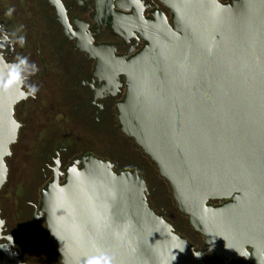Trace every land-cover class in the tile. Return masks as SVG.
I'll list each match as a JSON object with an SVG mask.
<instances>
[{"label":"water","instance_id":"95a60500","mask_svg":"<svg viewBox=\"0 0 264 264\" xmlns=\"http://www.w3.org/2000/svg\"><path fill=\"white\" fill-rule=\"evenodd\" d=\"M164 1L175 29L151 27L148 45L123 62L120 118L207 248L196 250L150 206L142 175L88 155L42 193L62 264H207L211 251L264 264V0ZM22 86L18 66L0 54V190L20 127L14 108L28 96ZM6 238L3 264H28Z\"/></svg>","mask_w":264,"mask_h":264},{"label":"flooded vegetation","instance_id":"af4514ba","mask_svg":"<svg viewBox=\"0 0 264 264\" xmlns=\"http://www.w3.org/2000/svg\"><path fill=\"white\" fill-rule=\"evenodd\" d=\"M13 1L9 7L7 0H0V54L6 62L18 66L23 78L22 88L28 96L14 108V117L20 127L9 157L13 156V149L26 128L31 130L40 116L46 115V111L44 115L38 114V108H51L46 106V96L52 88L53 94L62 95L61 101L55 99L52 108H60L65 119L70 113L69 108L75 121L84 125L93 136L98 135L111 143L108 149L98 148L95 141L94 145L86 143L82 148H75L63 140L55 142V137L49 139L40 155L43 165L39 170L38 192L36 195L31 193L27 199L29 226L33 232L47 235L49 240L46 213L42 209L43 191L55 178L59 184L64 183L68 170L81 168L80 160L92 155L110 161L116 172L130 170L142 175L150 206L164 215L196 250H205V237L191 225L190 217L179 209L170 182L161 175L156 162L123 130L120 118V106L128 93L127 77L120 72L121 66L148 45L151 27L164 26L166 21L175 29L172 8L164 0ZM218 1L221 4L232 2ZM28 103L37 110L32 107L29 110ZM103 148L106 149L104 152H98ZM9 157L6 158L8 168ZM167 186L172 191L179 217L174 211L169 213L167 210V200L163 198V188ZM222 202L213 201V204ZM0 220H3L0 264L4 261L2 247L9 243L7 235L12 237L11 249L23 262L31 264L23 258L19 240L9 230L1 201ZM49 243L62 264L50 240ZM220 258L226 264H256L252 255L229 259L215 251L205 254L207 264H216Z\"/></svg>","mask_w":264,"mask_h":264},{"label":"rangeland","instance_id":"374dc122","mask_svg":"<svg viewBox=\"0 0 264 264\" xmlns=\"http://www.w3.org/2000/svg\"><path fill=\"white\" fill-rule=\"evenodd\" d=\"M13 2V0H7V5L11 7ZM53 92L54 89L52 88L46 96L48 100L46 106L51 108L49 110L43 106L40 109L38 108V114L44 115L46 111L45 116H50V118H45V116L41 118L40 116V119L36 121V126H32L31 130L26 128L20 135L19 142L13 149V156L8 159V180L0 191L1 207L3 210L6 209L9 230L16 235V239L20 243L21 254L29 257L31 264H60L50 246L48 236L35 233L30 228V209L27 205L29 195L31 193L36 195L38 192L41 176L39 170L43 165L40 155H42L41 151L48 145L49 139L55 137L57 139L55 142L63 140L73 144L75 148H82L86 143L92 145L96 143V146L100 149L101 147L108 149L107 147L111 145L108 140H104L102 137L99 138L98 135L93 136L84 125L75 121L73 112L69 108L70 113H68L67 119L60 114V108H52L55 99L61 101L62 98L61 94H53ZM31 107L29 105V110ZM32 108L37 110L35 107ZM54 114H57V116H54ZM62 118L65 120H62ZM105 148L102 151H97L102 153L106 150ZM171 194L172 191L168 186L163 188V198L167 200L168 212L174 211L179 217L181 215L177 211V205ZM216 264L226 263L220 258Z\"/></svg>","mask_w":264,"mask_h":264}]
</instances>
